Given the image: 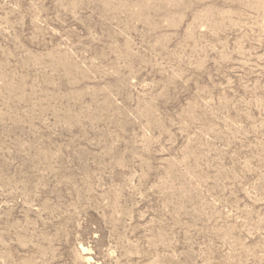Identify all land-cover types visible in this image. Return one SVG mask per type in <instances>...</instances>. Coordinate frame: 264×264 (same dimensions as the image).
<instances>
[{
    "label": "rangeland",
    "instance_id": "374dc122",
    "mask_svg": "<svg viewBox=\"0 0 264 264\" xmlns=\"http://www.w3.org/2000/svg\"><path fill=\"white\" fill-rule=\"evenodd\" d=\"M0 264H264V0H0Z\"/></svg>",
    "mask_w": 264,
    "mask_h": 264
}]
</instances>
